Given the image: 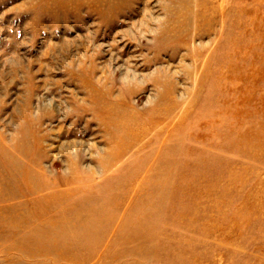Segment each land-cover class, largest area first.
I'll list each match as a JSON object with an SVG mask.
<instances>
[{"label":"rangeland","instance_id":"374dc122","mask_svg":"<svg viewBox=\"0 0 264 264\" xmlns=\"http://www.w3.org/2000/svg\"><path fill=\"white\" fill-rule=\"evenodd\" d=\"M0 264H264V0H0Z\"/></svg>","mask_w":264,"mask_h":264}]
</instances>
